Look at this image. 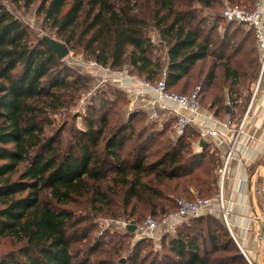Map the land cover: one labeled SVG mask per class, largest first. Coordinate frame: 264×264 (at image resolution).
I'll return each mask as SVG.
<instances>
[{
	"label": "trees",
	"instance_id": "trees-1",
	"mask_svg": "<svg viewBox=\"0 0 264 264\" xmlns=\"http://www.w3.org/2000/svg\"><path fill=\"white\" fill-rule=\"evenodd\" d=\"M224 1L247 10H253L257 3V0H16L24 2L27 8L38 2V16L43 17L57 39L71 50L80 49L102 68L113 72L128 70L130 76L152 84L165 71L170 92L191 75L199 62L212 58L215 63L205 78L207 87L214 85L216 71L222 69L228 99L238 107L240 92L259 76L260 52L255 55L259 50L253 30L243 24L227 23L217 12ZM198 9L213 11L209 14L214 22L208 32L218 30L220 19L226 23L222 38L206 35L208 19L200 17ZM235 26L232 36L246 28L256 45L246 50L242 63L234 62V58L248 40L240 44L229 40L230 30ZM154 32L159 44L152 36ZM29 37L23 22L0 3V239L21 245L16 254H0V264H83L75 260L76 239L69 232L81 220L61 207L88 195L95 197V203L112 206L109 196L121 192L124 211L133 202L151 205L155 211V199H163L160 187L186 179V190H194L200 198L218 196L216 171L221 160L217 152H208L211 143L202 147L200 135L189 128L176 141L162 140L148 153V146L154 142L149 128L140 129L136 135L128 134L138 114L135 110L130 111L126 122L114 126L107 116L101 117L99 126L93 116L87 118L86 128L78 132L74 146L61 152L57 138L47 136L41 118L48 110L58 109L62 95L76 88L60 74L62 60L45 41L33 45ZM163 44L165 61L155 54ZM228 50L232 53L225 54ZM204 91L200 87L203 109L221 121H241L246 106L236 118L235 112L225 106L224 96L214 93L205 107ZM123 93L128 97L126 91ZM112 104L102 101L103 107ZM128 141L131 145L127 149ZM194 141L202 148L201 152L193 151ZM123 151L128 152L126 157L122 156ZM204 160L208 163L203 167ZM133 209L134 213L136 206ZM176 210L175 204L173 210L151 217L160 219ZM206 220L219 225V230L210 226L204 232L198 231V236L195 231H180L190 227L185 222L169 240L171 233L162 236L163 249L169 250L174 258L171 264L235 261L246 264L245 256L219 219L206 216L195 222ZM211 251L233 253L236 258H216L212 263ZM133 264H138V259Z\"/></svg>",
	"mask_w": 264,
	"mask_h": 264
},
{
	"label": "rangeland",
	"instance_id": "rangeland-1",
	"mask_svg": "<svg viewBox=\"0 0 264 264\" xmlns=\"http://www.w3.org/2000/svg\"><path fill=\"white\" fill-rule=\"evenodd\" d=\"M0 3L4 4L21 22H23L30 34L29 40L33 45L43 42L46 37L58 40L54 31L45 24L43 17L38 16V2L30 8L25 7L24 2L17 3L16 0H0ZM229 6H231V4L224 1L223 7L219 8L217 12L221 15ZM198 10L200 11V17L208 19L207 29L205 31L206 35H211L213 39L217 37L222 38L226 30V23L220 19L218 21V30L210 33L208 31L214 19L211 18L209 13L213 11L206 9ZM236 28L237 26L232 27L230 30L231 36L229 40H231V42H236V44H240L242 40H248L242 52L234 58V62L242 63L246 50L251 49L255 45V42L246 28L240 29V33H237L235 37L232 36V32H234ZM152 36L154 40H156L155 43L159 44L157 33L154 32ZM69 50L70 54L61 61L59 71L62 77L67 78V80L74 85L76 91L71 90L69 93L65 92L60 100L62 105H59V108L55 111L48 110L41 118V124L46 128L47 136H55L57 138V145L61 152H66L74 146L78 132L86 128L87 118L93 116L96 125L99 126L101 117L107 116L111 126H114L116 123L126 122L130 111L134 110L137 111L138 114L136 118L132 120L130 133L128 134L136 135L140 129L149 128V132L154 134V142L148 146V153L154 151L156 144L162 140L166 141L170 138L172 141H176L177 138L173 137L171 129L173 119L165 122L163 121L164 119L159 120L157 118H151L150 113L142 109L138 103L132 105L130 98L127 97V95H123V89L115 86L110 78L103 75L107 72H105L102 67L92 62L80 49L71 50V48H69ZM231 53L232 50H228L225 54ZM258 53L259 51H256L255 55H258ZM155 54L160 57L162 61H165V45H159ZM214 63L215 61L212 58L199 62L193 69L191 75L183 80L177 87L171 88V90L176 93H189L201 87L205 90L203 95V104L205 107L208 106L212 94L217 93L222 95L225 98V106L231 112H235L234 117L239 118L243 113L244 106H246L247 110L253 99L255 85L258 82L259 76L257 80L249 84L247 89L240 92L241 96H238L239 101L237 107L228 99V84L225 83L222 69L216 71L217 75L214 85L210 88L207 87L205 78ZM260 70L261 62L259 74ZM122 72L128 75V70ZM163 73L157 78L158 80L164 78ZM105 100L114 102V104L103 107L102 101ZM165 123L166 125L164 126ZM160 133L162 135L159 136L158 134ZM211 141H209L211 146L208 152H217L221 160V165L216 171L220 194L221 175L219 170L222 167L223 160L220 156V151ZM127 144L128 149L131 143L128 141ZM193 151L197 153L202 151V148L196 141L193 143ZM127 153V151H123L122 156L126 157ZM207 163L208 160H204L201 164L204 167ZM185 182L186 179H183L166 183L165 187H160L159 190L163 195V199H155V204L157 205L155 211H153L151 205L136 204V202H133L131 206L126 209L127 211H124L121 192L119 195L109 196V201L112 202V206H102L100 203H95V197L93 195H88L85 198L79 199L74 204L61 207L71 210L74 212L76 219L81 220L80 224L71 227L69 231L70 234L74 236V239H76V241L73 242V253L74 256L77 257L75 259L76 262L83 264H133L134 261L138 259V264H171V260H174V258L169 250L163 249L162 237L159 241L149 242L139 238L135 231L131 232L127 230L125 226L140 227L148 217H158L163 215L167 210H173L177 199H195L196 197H200L194 190H186ZM218 196L202 197L215 199ZM134 206H136V209L133 213ZM132 213L134 215L131 217L130 215ZM219 221L222 222L221 220ZM186 224L190 227L188 229L182 228L180 231L186 233L195 231L194 234L198 236V231L202 230V232H204L207 228H210V226L215 230L217 228L219 230V225L209 220L202 223L192 220L186 222ZM126 233L130 235L123 237ZM175 234L176 232H172L171 235L168 236V240ZM85 236L86 239H83ZM201 242L202 240H200V244H202ZM207 246L210 248L209 244ZM20 247L21 245L19 243L10 239H0V254H16V251H18ZM211 252L212 255L210 260L212 263L216 258L227 256L236 258V255L233 253ZM245 261L246 264H250L246 258ZM239 262L240 261H235L231 264H243Z\"/></svg>",
	"mask_w": 264,
	"mask_h": 264
},
{
	"label": "built area",
	"instance_id": "built-area-1",
	"mask_svg": "<svg viewBox=\"0 0 264 264\" xmlns=\"http://www.w3.org/2000/svg\"><path fill=\"white\" fill-rule=\"evenodd\" d=\"M221 16L227 23L243 24L248 29L253 30L257 47L261 53V75L255 85L253 99L239 123L235 124L231 120L221 121L216 119L212 113L205 112L199 100L200 88H197L188 95L170 92L166 84L165 72L163 73L164 78L154 84L140 80L144 91L139 95L147 97L146 102L141 105V108L150 113L151 118L164 119L163 121L165 122L173 119L172 135L174 138L178 139L184 136L186 131L192 128L200 135L202 140H212L216 148H221L227 142L230 143L229 151L224 156L222 167L219 170L221 175L220 194L215 199L200 197H196L194 200L177 199L176 211L170 212L160 219L150 216L144 221L142 226H136L135 232L141 239L159 241L164 234L175 232L177 227L182 223L212 216L222 221L232 239L235 240L231 231L229 212L223 199L222 188L227 177V170L233 152L245 128L252 103L261 88V78L264 74V8L256 6L253 10H247L240 6H229L222 12ZM135 97L137 98L138 96L130 98L132 105L137 103L134 100ZM162 113L166 114V119L163 118L165 115H162ZM209 122H213L214 126L210 127ZM231 133L233 134L232 136H230ZM256 194L264 196V188L258 190ZM252 218L264 234V210L262 214L254 213ZM125 227L129 230L130 225H126ZM241 252L249 261L245 252L243 250ZM249 263L252 264L250 261Z\"/></svg>",
	"mask_w": 264,
	"mask_h": 264
},
{
	"label": "crops",
	"instance_id": "crops-1",
	"mask_svg": "<svg viewBox=\"0 0 264 264\" xmlns=\"http://www.w3.org/2000/svg\"><path fill=\"white\" fill-rule=\"evenodd\" d=\"M256 6L264 8V0H257ZM102 69L108 73L103 71L105 73L103 75L110 78L115 86L126 91L129 98L137 95L138 97H135L134 100L137 101L138 105L141 106L146 102L147 97L139 96L144 91L140 80L124 72L116 73L109 69ZM260 75L261 70L259 78ZM263 87L264 74L261 78V88L255 96L245 128L233 152L222 188L223 199L229 212L231 231L236 240L235 243L239 249L241 248L240 250L245 252L249 261L254 264H264V234L252 218L254 213L262 214L264 210V196L256 194L258 190L264 188ZM204 111L207 112L208 110L204 109ZM162 115H165L163 118H166V114L162 113ZM209 126H214V123L209 122ZM232 135L231 133L230 136ZM203 141L207 143L211 140L206 139ZM229 148L230 143L228 142L221 148H217L220 151L222 160Z\"/></svg>",
	"mask_w": 264,
	"mask_h": 264
},
{
	"label": "water",
	"instance_id": "water-1",
	"mask_svg": "<svg viewBox=\"0 0 264 264\" xmlns=\"http://www.w3.org/2000/svg\"><path fill=\"white\" fill-rule=\"evenodd\" d=\"M45 44L46 46L53 52L56 54L57 58L59 60H63L65 59L67 56H69L70 54V50L68 48V46L65 43H62L58 40L55 39H51L46 37L45 38ZM206 145V142H202L201 146L204 147ZM129 230L131 232H134L136 230V226H130Z\"/></svg>",
	"mask_w": 264,
	"mask_h": 264
}]
</instances>
